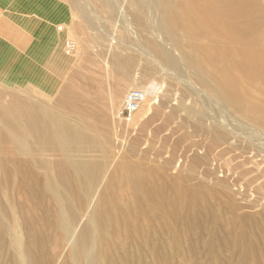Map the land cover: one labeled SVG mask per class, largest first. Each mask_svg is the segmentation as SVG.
I'll return each mask as SVG.
<instances>
[{
  "label": "bare ground",
  "instance_id": "1",
  "mask_svg": "<svg viewBox=\"0 0 264 264\" xmlns=\"http://www.w3.org/2000/svg\"><path fill=\"white\" fill-rule=\"evenodd\" d=\"M99 1L112 6L111 0ZM125 5L132 8L138 27L144 28L141 14L146 13L150 21L153 40L147 42V49H137L151 64L149 74L160 70L170 79L183 82L185 91L196 96L197 105L207 109L209 102L221 114L220 121L210 116L208 109L185 107L184 96L169 111L170 118L182 111L191 118L197 133L216 130L224 143L227 138L234 139L233 131L226 129L227 118L236 117L244 126L264 130V0H122L117 9ZM79 13L87 19L85 6ZM120 13L122 16L124 12ZM69 23V19L61 23L65 26L62 33L60 25L48 31L52 50L68 35ZM125 28H129L126 23ZM50 57L60 63L68 59L54 54ZM55 67L63 70L65 64ZM132 89L143 94L134 112V125L152 107L146 85L132 84ZM122 93L117 89L113 98L109 93V114ZM77 100L73 97L60 104L86 114L88 111L74 103ZM108 119L103 115L99 121L108 133L116 134ZM86 141L84 132L60 120L48 103L0 98V264H176L174 243L185 228L192 235L190 252L185 249L189 256L194 258L197 251L204 250L205 258L214 264L218 252L226 249L231 257L224 264H249L246 252L251 250L254 256L255 247L247 241L239 246L235 238L223 235L225 221L219 223L207 200L183 202L175 185L176 192L169 195L141 181L133 182L131 177H122L115 185L117 173L98 193L103 184L102 168L86 160ZM245 144L251 146V142ZM133 146H138V141ZM119 188L122 191L117 196ZM18 194L23 200L15 199ZM125 196L136 199L134 206L117 205ZM233 204H228L231 213ZM183 210L188 212L187 224L181 222ZM234 221L239 224L242 219L235 217ZM61 256L64 260L58 263ZM253 261L260 264L258 256Z\"/></svg>",
  "mask_w": 264,
  "mask_h": 264
},
{
  "label": "rangeland",
  "instance_id": "2",
  "mask_svg": "<svg viewBox=\"0 0 264 264\" xmlns=\"http://www.w3.org/2000/svg\"><path fill=\"white\" fill-rule=\"evenodd\" d=\"M42 1L43 5L45 3L47 7L49 5L48 14L58 12L55 26L60 25L63 28L61 33L65 29V26L61 25V20L65 15L69 18L70 31L67 36H63L61 46L56 47L55 51L51 50L49 56L44 35L33 38L36 39V44L29 46L32 52L21 54L34 58L32 60L39 67H46L42 71V77L38 75L36 83L32 86L35 90H19L12 85L13 78H10L12 81L0 78V98L9 102L35 100L48 103L60 120L81 129L88 141L85 143L86 149H89L86 160L102 168L103 184L98 189V193L107 185L111 177L115 178L117 173L115 185L120 184L122 177H131L133 182L141 181L144 185L165 191L169 195L177 191L183 202L207 200L205 202L207 207L212 206L215 209L219 223L222 225L225 221L223 225H227L226 228L222 226L223 235L235 238L239 246L249 242L247 245L250 244L249 246L253 249L255 247L256 250L254 256L251 250L245 251L249 264H257L252 262L255 256L259 257L260 264H264V130L251 125L244 126L236 117L227 118L225 120L227 127L226 125L225 127L234 134V139L225 138L230 144L229 147L219 138L216 130L204 135L197 133L191 118L182 111L170 118L169 111L175 108L184 96L185 107L193 110L208 109L210 116L220 121L221 114L219 115L213 105L208 104L209 102L205 104L207 109L201 103L197 105L194 102L196 96L192 94L190 96L185 91L183 82L170 79L160 70L156 75L149 74L151 64L137 50L139 47L147 49V42L153 40L154 34L146 13L140 15V24L144 29L138 27L134 21L132 8L129 9L125 5L120 11L117 9L122 0H111L110 7L99 0H50L51 4L49 0ZM82 6L86 7L88 14L86 20L79 13V8ZM120 12H124L122 16ZM125 23L128 24V30L125 28ZM66 40L74 41L76 51L71 54L65 53ZM52 54L55 57L64 56V59H68L60 63L50 57ZM112 55L115 57L110 62ZM31 63L33 64L32 61ZM24 64L31 65L27 61ZM58 64L63 66L65 64L63 70L55 67ZM7 71L8 69H0V72ZM20 71L23 73L22 70ZM33 81V77L26 76L19 80L23 83ZM132 84L138 87L141 84L146 85L152 107L148 114L134 125H131L134 114L129 124L118 118ZM117 89L122 90L123 93L120 100L114 102V109L109 114V93L113 98ZM73 97L78 98L74 103L80 110L88 111L86 114L73 112L66 105L60 104L61 100L69 101ZM90 113L94 115H89ZM103 115L109 118L116 134L108 133L102 126L103 122L99 120ZM168 119L170 120L167 122ZM239 120L243 121L240 118ZM134 141H138V146L132 147ZM246 142H251V146L247 147ZM209 146H214L215 150H210ZM120 163L123 164L122 167ZM190 169L194 171L190 172ZM177 183H180L181 188ZM172 185H175V190L178 187V190L174 191ZM121 189L117 190V196ZM23 198L22 194L15 195V199L23 200ZM121 200H117V205L120 207L132 204L136 199L125 196ZM230 203H234V213L228 209ZM132 205L134 206V203ZM136 207L132 211L136 212L138 210ZM180 212L183 219H180L181 222L187 224L188 212L186 210ZM233 216L242 221L234 224ZM205 225L203 224V227ZM227 228L230 231L226 230ZM183 230L179 242L174 243L178 250V255L175 257L176 264L178 262L179 264H210L205 258L204 250L197 251L194 258L189 256L192 235L189 228ZM185 240L188 247L185 245ZM221 251L213 260L214 264H224L231 257L228 250ZM61 257L58 263L64 260L63 256ZM236 262L234 263L237 264Z\"/></svg>",
  "mask_w": 264,
  "mask_h": 264
},
{
  "label": "crops",
  "instance_id": "3",
  "mask_svg": "<svg viewBox=\"0 0 264 264\" xmlns=\"http://www.w3.org/2000/svg\"><path fill=\"white\" fill-rule=\"evenodd\" d=\"M46 4L43 5L42 0H0V69H8L7 72H0V78L6 80L13 78L12 85L19 90L33 89L32 91H34L33 84L36 83L38 75L42 77V71L46 68L45 66L39 67L32 60L34 58L21 54L22 52L27 54L32 52L29 46L36 44V39L33 40V38L43 34L49 49L47 55L49 56V53L52 52L48 31L54 28V24L58 20V12L54 11L48 14L49 5L47 7ZM68 19L65 15L61 23ZM26 61L31 65L24 64ZM25 76L33 77L34 81L19 82L20 78Z\"/></svg>",
  "mask_w": 264,
  "mask_h": 264
},
{
  "label": "built area",
  "instance_id": "4",
  "mask_svg": "<svg viewBox=\"0 0 264 264\" xmlns=\"http://www.w3.org/2000/svg\"><path fill=\"white\" fill-rule=\"evenodd\" d=\"M75 48L76 47L74 41L72 40L65 41L64 51L66 54L73 53L75 51ZM142 100H143V94L140 90L137 89L130 90L126 95L122 108L118 114L119 120L124 122H129L132 118V115L141 104ZM263 208H264V202H263Z\"/></svg>",
  "mask_w": 264,
  "mask_h": 264
}]
</instances>
